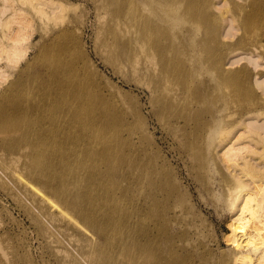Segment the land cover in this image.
<instances>
[{
    "label": "bare ground",
    "instance_id": "obj_1",
    "mask_svg": "<svg viewBox=\"0 0 264 264\" xmlns=\"http://www.w3.org/2000/svg\"><path fill=\"white\" fill-rule=\"evenodd\" d=\"M211 1L102 0L94 52L84 31L69 25L53 38L55 44L41 61L44 66L36 70L40 59L30 55L42 39L34 41L30 13L60 17L79 4L1 0L0 83L9 79V70L22 69L25 63L21 73L27 79L12 82L11 92L24 84H32L33 91L22 93L13 105L8 103L10 91L2 99L0 144L13 156L7 160L0 153V180L11 184L50 235L59 240V232L73 241L81 254L61 250L68 262L197 264L199 245L178 219L179 184L144 149L150 133L145 119L139 124L122 119L127 113L118 102H113L115 112L110 110L106 90L120 91L111 82L113 75H120L150 87L160 118L170 108L185 107L186 114L181 111L177 119L159 121L178 138L195 177L230 216L232 254L227 264H264V39L250 49H232L224 56L217 48L198 58L195 53L203 41L177 28L186 14L205 16L203 5ZM244 1L245 19H257L263 37L264 0ZM180 2L187 9L178 14ZM232 5L238 3L233 0ZM214 20L211 15L207 21ZM222 22L223 35L234 36L233 18ZM209 67L212 86L199 78ZM225 83L235 84L234 95L253 98L240 119H224L226 105L219 109L220 119L188 115L205 90ZM230 97L226 93V104ZM21 156L28 159L21 161ZM214 165L217 174H210Z\"/></svg>",
    "mask_w": 264,
    "mask_h": 264
},
{
    "label": "rangeland",
    "instance_id": "obj_2",
    "mask_svg": "<svg viewBox=\"0 0 264 264\" xmlns=\"http://www.w3.org/2000/svg\"><path fill=\"white\" fill-rule=\"evenodd\" d=\"M52 1L55 3H78L79 6L78 8L69 9L66 14L60 17H43L34 12L30 13L33 24L32 28L34 29H32L35 36L34 41L42 39L30 55L31 59L35 56L40 59L36 62L39 64L36 66V70L40 66H44H42L41 61L43 63L50 47L53 45V38L64 27L71 25L83 30L85 33V42L91 51H93V44L96 39L98 5L100 6L102 0ZM234 1L238 5H232L233 0H212L208 4L203 5L207 8H203L201 5L203 9L208 11L205 16L196 18L186 14V18L179 23L178 26L180 29L178 27L177 30L182 29L183 32L190 31L196 41H203L197 47L195 53L198 58H206L209 53H212L217 48H221L223 50L222 55L225 56L229 50L250 49L253 46L259 45L260 41H263L264 35L262 37L261 30L259 29L260 22L257 19L247 21L244 17L245 12L241 9V5H244L245 1ZM253 1L248 0L247 2H251L249 4H252ZM182 3L180 2L177 6L179 9L178 14L185 12L187 9L186 4L184 6L185 2ZM218 3H222L221 6ZM14 4L22 5L21 0H14ZM49 9L53 11L52 8ZM211 15L215 18L214 23L207 21ZM227 16L234 20L233 25L235 26V30L233 31L234 36L232 37L224 36L222 33V21ZM83 18L84 20H82ZM14 27L16 29L18 26L15 25ZM24 64H22V69L24 68ZM99 65L101 68L106 67L101 62ZM22 69L9 70L12 73H8L9 79L0 83V109H2L1 106L3 105L2 99L8 91H13L12 82L20 78L27 79V73H21ZM104 69H107V67ZM108 71L109 74L107 75L112 77V70L109 67ZM212 74V68L209 67L202 71L199 78L202 81H208L209 85L212 86L211 82L214 84V81H211ZM44 77V80L48 81L45 75ZM29 79L30 74L28 76ZM111 82L120 91L107 88L106 94L110 98L109 101H112V109L110 110L114 113L113 102H118V107L127 113L122 119H131L136 124H139L140 119H145L144 124L148 127V133H150L143 140L144 149L153 158L158 157V168L163 169L169 175L171 173L176 178L177 184H179V191L177 192L175 200L178 204V214H180L178 219L182 225L185 224L187 228L189 227L194 239L193 242L199 245L195 252V263L227 264L226 260L232 254L228 238L230 216L226 210H223L219 201L212 194H209L206 186L195 177L189 164L190 160H187V157L181 151V143L178 138L170 135L164 128L162 122L159 121V119H177V115L181 111H184L186 114L185 107L178 110L176 108H170L160 118L154 110L152 93L149 86L140 83L139 80L132 76L113 75ZM211 88L205 90L201 102L188 113L189 116L202 113L206 119H220L224 114V119H240L242 112L253 106V98L251 95H234V83H225L214 90H211ZM15 91L14 93L11 92L9 104L12 103L13 105L20 102L21 94L33 91V85H20V89L17 88ZM226 93L231 95L228 99L229 103L227 104L223 100L225 99ZM223 105H226V107L222 114L219 109ZM11 135L15 136L16 132H12ZM0 153L7 160L13 156L1 144ZM28 156H21V161H26ZM214 159V163H220L218 158ZM9 174V178L14 182L12 172L10 171ZM210 174H217L215 165L211 168ZM35 182L44 186V183L39 180ZM10 186L11 184L8 186L7 184L3 185L0 180V264H74L65 260L61 251L69 248L70 251L73 250L76 254H81L73 241L68 236L59 232L57 233V237H60L59 240L50 235L45 225L27 209L24 202L15 196ZM216 188L218 189V186ZM197 225L201 229L204 228V232L201 233L197 230ZM196 231H199L200 234H197ZM202 244H206V247L202 246Z\"/></svg>",
    "mask_w": 264,
    "mask_h": 264
}]
</instances>
